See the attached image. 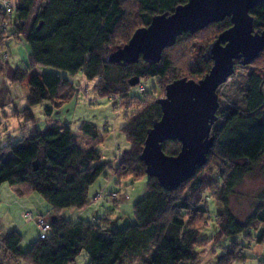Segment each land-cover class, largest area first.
<instances>
[{
	"label": "trees",
	"instance_id": "1",
	"mask_svg": "<svg viewBox=\"0 0 264 264\" xmlns=\"http://www.w3.org/2000/svg\"><path fill=\"white\" fill-rule=\"evenodd\" d=\"M0 2V24L7 22L9 26L0 36V54L6 39L19 40L20 35H25L30 50V65L24 70L12 69L0 56V76L7 75L12 84L29 90L26 108L16 109L17 114L12 117L22 122L20 130L36 124L33 108L48 104L44 113L49 120L53 111L62 108L75 93L69 80L57 74H33L36 69L54 68L71 76L81 74L87 82H96V95L119 99L126 108L127 123L121 132L130 147L120 156L114 173L118 184L128 178H148L147 195L133 207L135 225L116 229L111 214L76 222L58 217L50 224L48 236L25 252L20 249L24 239L20 232L0 233V255L4 262L75 264L85 253L89 257L87 264H198V250L214 241L220 243L247 233L245 239L250 242V231L256 230L260 232L256 243L264 244V197L245 222L238 221L230 208V197L237 188L257 170L264 174V51L248 65L262 62L260 68L246 76L243 106L220 104L212 131L214 146L207 155V163L176 191L162 188L157 179L147 176L141 160L147 132L162 117L158 101L163 98L161 95L155 98L146 90L140 93L142 99L130 96L135 79L140 81L138 90L142 82L151 79H158L159 89L163 90L183 79L180 59H187L192 39L218 28L210 40L197 47V57L186 63L189 68L184 75L188 80L204 79L213 66L207 50L232 27L230 18L194 35H181L173 47L163 51L157 63L148 64L141 58L136 64L108 65L107 58L126 46L138 30L147 28L155 17L173 14L188 0H42L39 6L38 0ZM3 4L11 5V18L2 13ZM250 15L254 32H264V4L251 10ZM11 28L14 33L8 36ZM180 49L184 50L181 58ZM175 50L176 54L172 53ZM248 66L236 62L235 71ZM164 80L167 82L160 87ZM79 131L91 140L85 149L80 147L70 128L52 125L0 146V190L8 184L22 190L23 196L38 195L58 216L66 210H86L97 201L98 195L101 199L109 196L114 202L122 198L129 201L127 195L107 194L105 190L96 198L91 196V189L108 169L107 164L101 163L97 149L104 137L88 122L82 123ZM162 150L174 157L180 153L181 144L167 141ZM213 163L218 168L215 182L212 175L217 168H211ZM212 192L211 197L219 208L217 229L212 239L201 238L208 223L201 224L209 216L202 203L205 195ZM240 249L239 244L231 243L217 264L244 263L248 258Z\"/></svg>",
	"mask_w": 264,
	"mask_h": 264
},
{
	"label": "rangeland",
	"instance_id": "2",
	"mask_svg": "<svg viewBox=\"0 0 264 264\" xmlns=\"http://www.w3.org/2000/svg\"><path fill=\"white\" fill-rule=\"evenodd\" d=\"M41 2L42 0H38L37 6H39ZM14 17L17 19L16 13H14ZM218 30V28L206 30L203 33L197 34L194 38L195 40L192 39L193 41L190 43H193V45L187 50V59H180V77L184 76L183 79L188 80V77L186 78L184 75L186 69L189 68L186 65L197 57V47L207 40H210ZM13 33L14 28H11L8 36ZM184 47L185 45L182 46V48ZM183 51V49H180V58L183 57ZM174 52H176V50L172 53ZM0 56H2L3 60L8 61L12 69H28L30 65V50L27 46L25 35H20L19 40L15 38L6 39ZM259 65H262V62L254 66L238 67L233 78L218 90L219 104L229 107H242V92L246 88V76L249 72L256 70V68H260ZM44 73L57 74L69 80L75 88V93L62 108L53 111L49 120H47L44 113V109L48 104L33 108L36 124L25 126L22 131L20 130V127L23 125L22 122L12 118L16 113L15 111L13 112V109L23 110L26 108L29 90L27 87L20 84H12L7 75L0 76V146H4L11 140L15 143L19 141L23 135H32L52 125L61 128H70L80 147L85 149L90 144L91 140L83 136L79 131V127L84 122L93 124L96 126L99 135L104 137L103 142L97 149L102 156L101 163L107 164L108 169L104 176H102L91 189V196L96 198V195L100 191L105 190L104 192H107V194L116 193L119 194V196L127 195L129 201L122 202V200L119 199L118 202H114L109 196H104L99 201L95 199L97 200L94 205L95 207L89 209L81 219L83 221H90L111 214L112 218L115 220L116 229L121 230L128 226L135 225L136 219L133 207L147 195L148 178L142 177L137 180L128 178L124 180V182H121V184H118L114 176L115 170L118 168L120 156L128 151L130 147L124 134L121 132L127 123L126 108L121 105L119 99L109 97L101 98L96 95L94 92L96 82H87L81 74L71 76L54 68H38L33 72V74ZM158 81V79H151L142 82V87H140L139 90L136 86L132 88L130 96L142 99L143 95L141 94L146 90L148 93H153L155 98H158L160 95V98H164L165 90L159 89ZM165 82H167V80L161 82L160 87H163ZM211 168L217 167L213 163ZM213 171H215V174L214 176L212 175V177L214 178L213 182H215L218 168L213 169ZM212 173L213 172H211V174ZM13 188L15 187L4 184L0 190V205L3 204L2 209H0V233L8 234L14 230L20 231L24 238L20 249L25 252L31 248L30 244L32 240L36 239L37 241L34 243L36 244L40 236V232L37 231L35 224H33L34 221L26 217V215L31 213L36 216L39 213L37 211L43 210L42 206H48L49 208V205L45 203L41 197L34 195L40 200L38 202L43 203L32 202L30 204L32 206L31 209L27 208L25 210H19L18 212L14 210L7 213L5 211L7 209L6 204L11 199L17 198L13 192ZM104 194L106 195V193ZM212 195L213 192L205 195L204 203H202V206L207 207L209 216H206L203 220V224H201L205 225L206 222L208 223V227L205 229L203 228L204 230L201 233V238L212 239L214 231L217 229V212L219 208L216 201L211 197ZM261 197H264V174L257 170V172L246 179L244 184L238 187L235 194L230 197V208L233 215L238 221L245 222L253 213ZM4 202L6 204H4ZM41 204L43 205L41 206ZM75 212L74 210L63 211L61 213V218L72 221V219L77 216L74 215ZM44 222L47 223L45 220ZM246 234L224 241L222 240L220 243L214 241L215 243L212 242L207 248L199 249L198 264H217L224 254L225 249L229 248L233 242L240 245V253L248 258L244 263L234 264H264V244L259 245L256 243V238L259 237L260 232L251 230L250 234L252 240L250 242L246 241ZM1 261L4 264H9L8 262H4L3 255H0V262ZM88 261V255L83 253L75 264H87ZM132 264H139V262H134Z\"/></svg>",
	"mask_w": 264,
	"mask_h": 264
},
{
	"label": "water",
	"instance_id": "3",
	"mask_svg": "<svg viewBox=\"0 0 264 264\" xmlns=\"http://www.w3.org/2000/svg\"><path fill=\"white\" fill-rule=\"evenodd\" d=\"M260 4L264 0H188L173 14L155 17L126 46L107 58L108 65L136 64L141 58L148 64L157 63L163 51L173 47L181 35H194L226 18L231 20L232 27L207 50L213 66L204 79L174 81L158 101L162 117L147 132L141 160L147 176L157 179L162 188L176 191L207 163L220 108L218 90L235 75L236 62L248 66L264 51V32H254L250 15ZM139 82L135 79L132 86ZM167 141L181 144L177 156L164 154L162 145Z\"/></svg>",
	"mask_w": 264,
	"mask_h": 264
},
{
	"label": "crops",
	"instance_id": "4",
	"mask_svg": "<svg viewBox=\"0 0 264 264\" xmlns=\"http://www.w3.org/2000/svg\"><path fill=\"white\" fill-rule=\"evenodd\" d=\"M16 109H13V112L15 111ZM6 115V114H5ZM13 192L14 194L17 196V198H14V199H11L7 204L4 202V204L7 205V209L5 210L7 213L11 212V211H19V210H25L27 208H32V206L30 205L32 202H37V203H43V202H38L40 200H38V198H36V196H23L22 195V190H20L19 188H13ZM0 197H1V193H0ZM122 202H124V198L121 199ZM96 204V202H93L90 207H88L86 210L82 211V212H75L74 215H77L76 217H74L72 219L73 222H76V221H81L82 217L85 215V213L89 210V209H93ZM43 204H41L42 206ZM0 209H2V205H0ZM43 210H40V211H37L39 212L36 216L32 215L31 213V219L34 221L33 224H35V227L38 230V227H37V222L38 220L42 219V220H45L49 225L56 221L58 219V217H61V214L60 216H58L56 214V212H54L52 210V208L49 206H42ZM73 211V210H72ZM29 214V213H28ZM28 214L26 215V217H28ZM30 218V217H28ZM35 218V219H34ZM89 221V220H88ZM14 231H17V230H14ZM12 232V231H11ZM20 232V231H18ZM40 237V236H39ZM37 240L36 239H33L32 240V243L30 244V247H32L33 245H35L34 243L36 242Z\"/></svg>",
	"mask_w": 264,
	"mask_h": 264
},
{
	"label": "built area",
	"instance_id": "5",
	"mask_svg": "<svg viewBox=\"0 0 264 264\" xmlns=\"http://www.w3.org/2000/svg\"><path fill=\"white\" fill-rule=\"evenodd\" d=\"M2 13L5 14L6 16H8V18H11L12 16V7L10 4H3V6L1 7ZM8 24L7 22H3L0 24V35L3 31L6 32V30L8 29ZM114 198L116 197L115 195L113 196ZM96 199H101V195H98ZM28 217L31 218V214H28ZM37 227L38 230L40 232V240H44L49 232H50V225L45 223L44 220L40 219L37 222ZM0 264H4L2 261L0 262Z\"/></svg>",
	"mask_w": 264,
	"mask_h": 264
}]
</instances>
